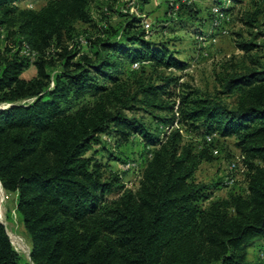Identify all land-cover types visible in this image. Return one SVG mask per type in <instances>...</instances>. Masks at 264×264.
<instances>
[{
    "label": "trees",
    "instance_id": "obj_1",
    "mask_svg": "<svg viewBox=\"0 0 264 264\" xmlns=\"http://www.w3.org/2000/svg\"><path fill=\"white\" fill-rule=\"evenodd\" d=\"M20 1L0 0V183L16 195L31 253L23 257L0 222V264H264L248 256L251 240L264 241V64L248 55L258 67L225 65L218 88L204 90L174 72L188 64L150 37L142 16L97 24L98 0H48L38 10ZM186 6L169 0L171 20ZM78 22L95 34H80ZM31 66L36 75L24 78ZM139 109L160 134L127 113ZM185 127L209 147L185 141ZM104 134L150 147L136 188L119 174L106 179L87 155ZM218 138H234L244 156L246 188L225 197L196 179Z\"/></svg>",
    "mask_w": 264,
    "mask_h": 264
},
{
    "label": "rangeland",
    "instance_id": "obj_2",
    "mask_svg": "<svg viewBox=\"0 0 264 264\" xmlns=\"http://www.w3.org/2000/svg\"><path fill=\"white\" fill-rule=\"evenodd\" d=\"M47 1L21 0L20 6L38 10L46 5ZM168 1L150 0L143 3L142 0H98L92 5V15L97 24H102L106 19L114 26L121 25L134 14L142 16L143 25L150 37L155 41H168L170 46L178 51L177 56L188 64L184 72L173 71L177 75H182L184 81L204 90L215 91L218 88L216 76L225 70L224 67H227L225 65L236 67L238 70H243L244 65H248L249 68L258 67L259 65H253L248 55L264 64V0H239L235 3L225 0L224 7H232L228 13L218 5V0H177L178 3H186L187 6L181 11V16L176 15L174 21L170 18ZM188 6L192 8H187ZM190 9L192 10L189 11ZM249 17L250 19L254 17L255 20L251 21ZM249 20L251 22L248 23ZM146 22L149 27L145 26ZM76 27L83 36H93L96 32L93 26L85 23L78 22ZM2 33L1 31L0 35ZM1 39L3 35L0 36ZM242 41H251L256 45L255 49L249 54L246 53L238 45ZM83 49L88 51L87 47ZM34 75L35 66H31L23 73L24 78H31ZM227 98L230 103H234V98ZM127 113L142 118L156 135L161 133V126L152 114L141 109ZM156 114L163 115L159 112ZM183 129L185 141L195 143L197 149L209 147L201 131L187 127ZM212 146L210 145V152L214 158L201 163L196 172L197 181L217 183L218 185L213 188V197H225L231 191L245 189L243 163L238 159L240 151L234 138H218ZM149 148L139 136L132 137L127 143H119L114 134H104L101 143L95 144L87 155H93L104 165L106 179L119 174L127 187L136 188L148 158ZM233 162H237L238 168L232 171L230 166ZM229 174L235 177V182L231 185L226 183ZM120 192L115 190L109 197H118ZM1 205L8 232L18 234L30 250V237L16 211V195L4 189ZM13 246L23 257L29 258V255L22 252L18 246L14 244ZM263 253L264 241L254 239L249 242L250 259L264 261Z\"/></svg>",
    "mask_w": 264,
    "mask_h": 264
},
{
    "label": "bare ground",
    "instance_id": "obj_3",
    "mask_svg": "<svg viewBox=\"0 0 264 264\" xmlns=\"http://www.w3.org/2000/svg\"><path fill=\"white\" fill-rule=\"evenodd\" d=\"M3 187L0 183V220L5 222L4 220V215H3V211H2V198H3ZM9 235H10V238H11V241L14 245L18 246L19 249L24 252L25 254L29 255V247L26 245L25 242L22 241V239L20 238V236L16 233H10L9 232Z\"/></svg>",
    "mask_w": 264,
    "mask_h": 264
},
{
    "label": "built area",
    "instance_id": "obj_4",
    "mask_svg": "<svg viewBox=\"0 0 264 264\" xmlns=\"http://www.w3.org/2000/svg\"><path fill=\"white\" fill-rule=\"evenodd\" d=\"M145 26L149 27V24L146 22ZM82 41L85 42L83 39H82ZM25 51H26L28 54H31V56L34 58V56H35V52H34V51H33V52H30V50H29V48H28L27 46H26ZM136 66H137V65H136ZM212 138H213V136H208V140H212ZM215 152H217V151L215 150ZM238 159H239V161H241V162L243 163L244 156L240 153L239 156H238ZM237 168H238V166H237V162H233V163L231 164V166H230V169H231L232 171L235 170V169H237ZM242 169L245 171V166H244V164H243ZM234 182H235V177L233 176V174H229V175H227V177H226V183L229 184V185H231V184H233Z\"/></svg>",
    "mask_w": 264,
    "mask_h": 264
},
{
    "label": "water",
    "instance_id": "obj_5",
    "mask_svg": "<svg viewBox=\"0 0 264 264\" xmlns=\"http://www.w3.org/2000/svg\"><path fill=\"white\" fill-rule=\"evenodd\" d=\"M0 222L3 223V224L5 225V223H4L3 221L0 220ZM6 229H7V227H6ZM7 232H8V230H7ZM8 234H9V232H8ZM9 236H10V235H9ZM30 253H31V249H30ZM29 259H30V254H29Z\"/></svg>",
    "mask_w": 264,
    "mask_h": 264
}]
</instances>
